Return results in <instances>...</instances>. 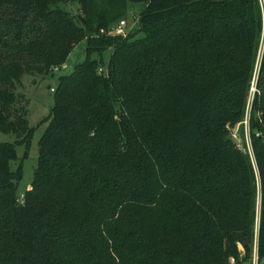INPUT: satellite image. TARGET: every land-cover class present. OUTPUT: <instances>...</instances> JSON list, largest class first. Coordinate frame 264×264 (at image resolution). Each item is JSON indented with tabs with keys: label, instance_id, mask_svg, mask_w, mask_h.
Listing matches in <instances>:
<instances>
[{
	"label": "trees",
	"instance_id": "16d2710c",
	"mask_svg": "<svg viewBox=\"0 0 264 264\" xmlns=\"http://www.w3.org/2000/svg\"><path fill=\"white\" fill-rule=\"evenodd\" d=\"M81 43L21 201L17 89ZM262 43L261 0H0V264H261ZM248 113L252 156L230 136Z\"/></svg>",
	"mask_w": 264,
	"mask_h": 264
},
{
	"label": "rangeland",
	"instance_id": "374dc122",
	"mask_svg": "<svg viewBox=\"0 0 264 264\" xmlns=\"http://www.w3.org/2000/svg\"><path fill=\"white\" fill-rule=\"evenodd\" d=\"M262 8H263V43L264 45V1L261 0ZM61 8L68 10L69 8L66 5H60ZM134 13L138 14L145 6L140 4L134 6ZM127 24L129 25V29H127V33H133L138 28V24H135L133 16H129L128 19H125ZM127 34V35H128ZM142 34L136 35V38L143 37ZM111 51L106 52L103 55V61L107 63L111 56ZM94 59H100L98 55L93 56ZM86 59V44L81 43L78 45L67 61V69H62L60 72H56L52 77H39L36 80L33 77L25 76L22 80L21 85L18 87V93L21 96L19 105H27L28 109V122L29 126L34 131V136L30 145V148L27 149L26 146L20 145L17 147V155L19 158L18 162H12L11 168L16 170L19 162L23 161V178L18 186V196L20 199L25 195L26 191L31 188L33 179H34V171L37 167V161L39 156V141L41 137L44 135L48 122L47 118L50 116L52 109L55 105V94L53 90L56 89L58 80L61 76L71 74L75 67L83 62ZM255 82L252 85L251 92L248 105V112L250 111L253 93H255ZM249 114V113H248ZM230 136L236 142L239 148L243 151H247L251 154V145H250V134L248 131L247 125L243 123L237 125L234 128L230 129ZM0 141L1 142H14L15 139L11 135H5L0 133ZM22 201V200H21ZM244 264H258V256L256 251L253 252L251 260ZM261 264H264V260Z\"/></svg>",
	"mask_w": 264,
	"mask_h": 264
},
{
	"label": "built area",
	"instance_id": "2783aa9c",
	"mask_svg": "<svg viewBox=\"0 0 264 264\" xmlns=\"http://www.w3.org/2000/svg\"><path fill=\"white\" fill-rule=\"evenodd\" d=\"M134 18V21H135V24L137 23V18H135V17H133ZM129 25L127 24V21L126 20H123V21H121L120 23H119V25L115 28V30L113 31V34H115V35H120V36H123V37H126L127 36V29H129V27H128ZM131 29H133V28H131ZM131 29H129V30H131ZM62 69H67V65H63L62 67H56V68H54V73H56V72H60V71H62ZM55 90H53V92H54ZM243 124L244 125H247V127H248V131H249V114L246 116V118H245V121L243 122ZM250 152H251V156H252V149L250 150ZM23 199H24V196L22 197V201H23ZM240 249L242 250V248L240 247ZM234 259H231V263L232 264H234Z\"/></svg>",
	"mask_w": 264,
	"mask_h": 264
},
{
	"label": "water",
	"instance_id": "95a60500",
	"mask_svg": "<svg viewBox=\"0 0 264 264\" xmlns=\"http://www.w3.org/2000/svg\"><path fill=\"white\" fill-rule=\"evenodd\" d=\"M0 119H3V115H2V113L0 112Z\"/></svg>",
	"mask_w": 264,
	"mask_h": 264
}]
</instances>
